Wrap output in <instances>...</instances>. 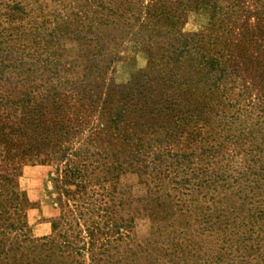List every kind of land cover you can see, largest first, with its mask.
<instances>
[{"label": "rangeland", "instance_id": "1", "mask_svg": "<svg viewBox=\"0 0 264 264\" xmlns=\"http://www.w3.org/2000/svg\"><path fill=\"white\" fill-rule=\"evenodd\" d=\"M16 1L26 5L23 23L39 27L34 37L41 42L62 21L76 31L79 19L73 12L84 3H5ZM204 1L188 13L182 31L190 36L208 33L217 5L215 35L230 60L211 122L200 124L195 142L179 138L172 149L192 157L185 163L190 167L185 183L171 181L164 172L126 170L125 155L116 150L107 149L104 159L91 157L90 147L81 188L62 172L60 150H50L45 160L18 156L10 164L0 147V175L14 174L8 186L17 194L11 196L18 197L15 202L7 192L0 197L9 200L0 231L7 224L19 227L5 230L9 242L16 236L23 244L46 238L68 255L61 264H264V0ZM0 8L5 10V4ZM132 8L134 16L122 18L128 26H122L123 33L110 27L104 31L105 39L122 41L115 50L121 60L112 74L118 82L148 66L139 43V1ZM27 37L34 40L32 34ZM77 140L73 146H82L84 154L85 146Z\"/></svg>", "mask_w": 264, "mask_h": 264}, {"label": "trees", "instance_id": "2", "mask_svg": "<svg viewBox=\"0 0 264 264\" xmlns=\"http://www.w3.org/2000/svg\"><path fill=\"white\" fill-rule=\"evenodd\" d=\"M6 1L0 0V7L5 4V10L0 8V147L6 162L13 164L18 156L45 160L50 150H60L62 172L84 188L91 147V157L104 159L109 157L107 149L116 150L118 155L124 153L126 170L165 173L171 181L185 183L190 169L185 163L192 157L172 149L179 138L195 142L200 124L211 122L228 76L230 58L225 60L215 35L217 5L210 31L190 36L182 26L204 0H84L73 12L79 19L76 31L62 21L52 29L50 39L41 42L34 37L39 27L23 23L26 5ZM138 1L139 49L147 55L148 66L129 75L127 82H118L112 74L121 60L115 50L122 41L105 39L104 31L110 27L123 33L127 23L122 18L134 16L132 5ZM28 34L34 40L29 41ZM76 140L84 144V154L82 146L79 150L73 146ZM13 175H0V197L3 192L16 194L8 186ZM9 200H0V217ZM3 228L0 264L64 260L65 251L55 249L53 241L30 238L23 244L16 236L15 242H9L5 230L19 227Z\"/></svg>", "mask_w": 264, "mask_h": 264}]
</instances>
